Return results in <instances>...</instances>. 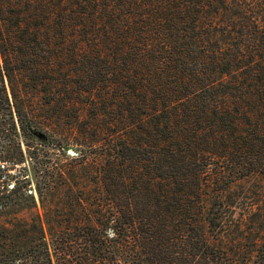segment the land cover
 <instances>
[{"label": "trees", "instance_id": "1", "mask_svg": "<svg viewBox=\"0 0 264 264\" xmlns=\"http://www.w3.org/2000/svg\"><path fill=\"white\" fill-rule=\"evenodd\" d=\"M0 111V264H264V0H0Z\"/></svg>", "mask_w": 264, "mask_h": 264}, {"label": "rangeland", "instance_id": "2", "mask_svg": "<svg viewBox=\"0 0 264 264\" xmlns=\"http://www.w3.org/2000/svg\"><path fill=\"white\" fill-rule=\"evenodd\" d=\"M24 81H27V79ZM8 84V83H7ZM8 86V85H7ZM29 86V88L26 89V87ZM20 88H22V98H31L27 96H32V94L27 95L28 93L32 92V89L28 84L23 85L20 84ZM8 89L9 86H8ZM15 125V127L13 126ZM39 131H42L44 134L48 133V130L53 131H61L66 128H36ZM8 131L15 132L14 135V142H16V145L14 146V153H15V164L10 165L8 169L10 170L9 173L11 175H18L23 176L24 175V169L29 166V164L35 165L36 161H40L46 165H48V160H52L54 162L59 161L66 163L65 156L57 151V149L54 146H48L47 144H40L41 142L38 141L35 138H32L24 133V129L21 125V119L19 116L14 113V116L8 115V113L5 114V111H0V137H3V135H6ZM7 146V142L0 140V154L4 152L5 147ZM69 152H72L70 150ZM73 153V152H72ZM35 156L38 157V160L35 159ZM6 159H0V166H2L4 163L3 161ZM7 165V164H6ZM40 167V165L38 164ZM43 170V168H41ZM43 173V172H41ZM30 174V173H29ZM37 182L34 180L33 184L30 186L32 189H36ZM28 187V188H30Z\"/></svg>", "mask_w": 264, "mask_h": 264}, {"label": "water", "instance_id": "3", "mask_svg": "<svg viewBox=\"0 0 264 264\" xmlns=\"http://www.w3.org/2000/svg\"><path fill=\"white\" fill-rule=\"evenodd\" d=\"M72 153V152H71Z\"/></svg>", "mask_w": 264, "mask_h": 264}]
</instances>
